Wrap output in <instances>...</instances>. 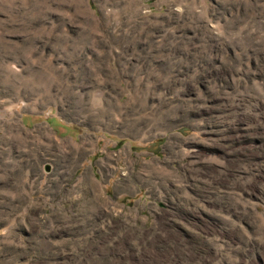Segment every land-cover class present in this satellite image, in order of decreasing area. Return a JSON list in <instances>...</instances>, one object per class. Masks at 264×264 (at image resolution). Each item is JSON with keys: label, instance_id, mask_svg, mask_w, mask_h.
Listing matches in <instances>:
<instances>
[{"label": "rangeland", "instance_id": "obj_1", "mask_svg": "<svg viewBox=\"0 0 264 264\" xmlns=\"http://www.w3.org/2000/svg\"><path fill=\"white\" fill-rule=\"evenodd\" d=\"M0 264H264V0H0Z\"/></svg>", "mask_w": 264, "mask_h": 264}]
</instances>
